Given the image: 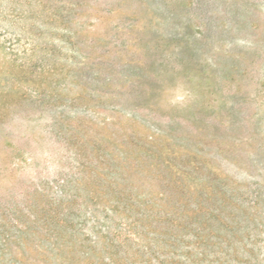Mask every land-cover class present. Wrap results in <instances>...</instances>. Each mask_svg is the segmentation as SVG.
Segmentation results:
<instances>
[{
	"label": "rangeland",
	"instance_id": "rangeland-1",
	"mask_svg": "<svg viewBox=\"0 0 264 264\" xmlns=\"http://www.w3.org/2000/svg\"><path fill=\"white\" fill-rule=\"evenodd\" d=\"M61 206L68 264H264V0H0V264Z\"/></svg>",
	"mask_w": 264,
	"mask_h": 264
},
{
	"label": "trees",
	"instance_id": "trees-1",
	"mask_svg": "<svg viewBox=\"0 0 264 264\" xmlns=\"http://www.w3.org/2000/svg\"><path fill=\"white\" fill-rule=\"evenodd\" d=\"M34 205L32 208H34ZM63 208L64 207L61 206L60 208L57 209V211L50 209L51 221L48 220L43 221L42 226L39 225V223L41 222L38 216H36V214L35 216H33L34 214H32V216L35 217V219L38 218L37 222L35 223V226L31 225L32 222L31 224H29V222L19 221L25 227L26 229L25 232L28 234L27 240L32 241L35 247V248L33 247L34 250L38 252L42 251L41 253L45 254L46 259L50 261V262H44V264H68V259H66L67 246L65 244L60 246V243L64 239H66L68 235L73 237L76 236V233L69 234L68 231L70 229H75L76 224H74L73 220L69 218L68 215L62 212ZM56 212L58 213V215ZM41 227L45 228V232H41V230L43 229V228L41 229ZM18 238H22V237H18ZM10 241H12V237L7 239V244L10 243ZM53 241L55 243H53ZM8 246L10 245L8 244ZM51 261L53 263H51Z\"/></svg>",
	"mask_w": 264,
	"mask_h": 264
}]
</instances>
